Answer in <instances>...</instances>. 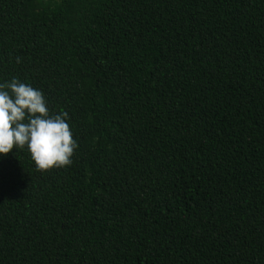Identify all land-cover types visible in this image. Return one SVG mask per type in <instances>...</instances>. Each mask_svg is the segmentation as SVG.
I'll use <instances>...</instances> for the list:
<instances>
[{"label":"trees","instance_id":"16d2710c","mask_svg":"<svg viewBox=\"0 0 264 264\" xmlns=\"http://www.w3.org/2000/svg\"><path fill=\"white\" fill-rule=\"evenodd\" d=\"M12 77L78 143L0 155V264H264V0H0Z\"/></svg>","mask_w":264,"mask_h":264},{"label":"clouds","instance_id":"9594fccd","mask_svg":"<svg viewBox=\"0 0 264 264\" xmlns=\"http://www.w3.org/2000/svg\"><path fill=\"white\" fill-rule=\"evenodd\" d=\"M67 111L50 114L42 90L17 77L0 82V155L24 148L38 170L67 165L78 140Z\"/></svg>","mask_w":264,"mask_h":264}]
</instances>
